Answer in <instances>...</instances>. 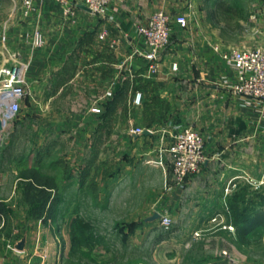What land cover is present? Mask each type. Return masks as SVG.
Segmentation results:
<instances>
[{
	"label": "crops",
	"instance_id": "crops-1",
	"mask_svg": "<svg viewBox=\"0 0 264 264\" xmlns=\"http://www.w3.org/2000/svg\"><path fill=\"white\" fill-rule=\"evenodd\" d=\"M169 1H113L100 16L81 4L67 13L55 0H44L14 28L9 48L27 63L22 105L34 126L33 161L40 165L54 157L60 163L68 189L76 192L61 196L62 204L76 198L94 217L101 207L130 206L120 219L146 222L149 203L144 209L143 201L164 184L172 135L189 125L203 134L206 154L199 174L186 181L191 221L224 216L234 223L235 234L257 235L264 231V199L252 195L245 204V191L264 174V102L233 93L225 83L235 74L221 51L232 47L226 42L224 50L216 47L213 27L220 21L211 12L213 2H224V14L241 13L245 5L260 12L264 6L261 0H178L174 6ZM159 8L173 19L184 15L187 22L181 26L173 20L170 46L150 72L145 58L128 57L143 48L136 26ZM34 31L43 37L39 47L33 46ZM135 127L143 131L135 133ZM114 232L139 249L149 234Z\"/></svg>",
	"mask_w": 264,
	"mask_h": 264
},
{
	"label": "rangeland",
	"instance_id": "rangeland-1",
	"mask_svg": "<svg viewBox=\"0 0 264 264\" xmlns=\"http://www.w3.org/2000/svg\"><path fill=\"white\" fill-rule=\"evenodd\" d=\"M177 1H169L170 6ZM212 5L211 16L220 21L213 27L218 33L217 48L224 50V42L232 48H264V9L257 12L258 6L245 5L241 13L224 14V2H219L216 8L215 2ZM260 5L264 6L262 0ZM25 16L20 0H0V64L6 63L4 45L10 49L12 31ZM23 109L21 102L16 116L0 125V260L7 263L264 264V231L257 235H237L234 223L225 221L224 216H214L204 222L191 221L186 181L199 174L201 168L179 185L169 160L163 186L152 194L149 191L143 201L144 209V202L149 203L146 222L121 220L130 206H114L112 211L101 207L96 209L98 217H94L90 214L92 208L77 205L76 198L62 204L61 196L76 195V192L68 189L66 174L62 173L58 161L55 164L54 157L40 165L33 161L30 148L35 138L34 126L24 118ZM262 185L252 184L254 189L245 191V204L253 201L252 195L264 199ZM48 193L51 198L43 205ZM164 214L171 218L167 228L160 223ZM115 229L145 230L149 234L140 249L135 244L130 245L131 249L127 238L116 236ZM139 240L142 239L139 237Z\"/></svg>",
	"mask_w": 264,
	"mask_h": 264
},
{
	"label": "built area",
	"instance_id": "built-area-1",
	"mask_svg": "<svg viewBox=\"0 0 264 264\" xmlns=\"http://www.w3.org/2000/svg\"><path fill=\"white\" fill-rule=\"evenodd\" d=\"M24 14L28 15L35 9L37 3L44 0H20ZM64 7L67 13L73 12L77 4L85 5L92 13L104 16L113 1L125 2L126 0H55ZM142 1V0H133ZM175 20L181 26L187 22L184 15H177L175 19L164 9H156L149 15L145 22L136 26L137 33L143 41V48H134L128 60L136 55L142 56L148 62V70L155 72L161 54L170 45V34L172 22ZM106 32L99 35L104 39ZM43 37L39 31H34L33 46L39 47L43 44ZM6 57L5 62L0 64V117L4 124L14 118L20 110L21 102L27 94L26 70L27 63L21 60L20 54L12 51L4 45ZM12 51V52H11ZM221 56L234 71V80L225 83L233 93L241 95L246 99H257L264 102V48L256 47H234L221 51ZM111 96V91H107ZM140 93H136L134 101L139 103ZM98 111V108H94ZM152 131L151 128H147ZM142 128H136L135 133H141ZM205 140L203 135L192 126L181 127L172 135V142L168 147L169 159L172 164L173 176L180 185L188 175L200 170L206 159ZM264 184V174L253 185L258 187ZM228 190V189H227ZM161 225L169 227L171 218L168 215L160 217ZM231 228V227H230Z\"/></svg>",
	"mask_w": 264,
	"mask_h": 264
},
{
	"label": "trees",
	"instance_id": "trees-1",
	"mask_svg": "<svg viewBox=\"0 0 264 264\" xmlns=\"http://www.w3.org/2000/svg\"><path fill=\"white\" fill-rule=\"evenodd\" d=\"M216 7H219V3H217L216 5H215V8ZM33 184V183H32ZM41 189H43V187H40ZM50 198H51V194L50 193H48L46 196H45V201L43 202V205H45L46 204V202L48 201V200H50ZM250 224H252V223H250ZM244 225H246V223H244L243 224V226ZM246 228H247V225H246ZM245 231H246V229H245Z\"/></svg>",
	"mask_w": 264,
	"mask_h": 264
},
{
	"label": "water",
	"instance_id": "water-1",
	"mask_svg": "<svg viewBox=\"0 0 264 264\" xmlns=\"http://www.w3.org/2000/svg\"><path fill=\"white\" fill-rule=\"evenodd\" d=\"M80 6H81V7H83V8H86V9H88V8H87L85 5H82V4H81Z\"/></svg>",
	"mask_w": 264,
	"mask_h": 264
},
{
	"label": "bare ground",
	"instance_id": "bare-ground-1",
	"mask_svg": "<svg viewBox=\"0 0 264 264\" xmlns=\"http://www.w3.org/2000/svg\"><path fill=\"white\" fill-rule=\"evenodd\" d=\"M2 121H3V120H2V119H1V117H0V125H2V124H3V123H2Z\"/></svg>",
	"mask_w": 264,
	"mask_h": 264
}]
</instances>
